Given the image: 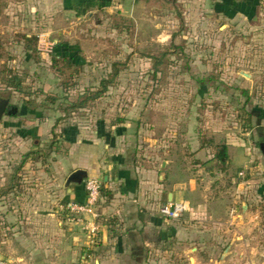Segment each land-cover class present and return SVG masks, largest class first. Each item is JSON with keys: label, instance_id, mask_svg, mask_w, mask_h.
<instances>
[{"label": "crops", "instance_id": "crops-1", "mask_svg": "<svg viewBox=\"0 0 264 264\" xmlns=\"http://www.w3.org/2000/svg\"><path fill=\"white\" fill-rule=\"evenodd\" d=\"M147 1L2 0L0 22L4 20V27L13 26V21L18 24V18L25 15L34 22L35 17L45 16L51 23L56 15L63 14L89 23L97 14H116L131 23L133 14L147 6ZM263 1L172 0V3L182 10L178 11L182 22H191L194 29H205L221 21L254 22ZM124 30L117 25L113 28L119 34ZM57 47L54 43L52 54ZM147 58L151 61L153 56ZM80 60L83 61L82 56ZM36 66L35 63L32 67L34 72L38 71ZM152 72L154 78L160 74V71ZM119 74L122 75L120 71ZM117 87V84L111 87L91 107L79 110L86 121L78 122L72 113V124L61 128L67 120L56 123L53 132L59 144L64 143L67 149L58 163L48 168L64 176L65 183L61 188L54 176V180L39 189L49 192L43 197L44 202L51 203L60 194L63 204L85 203L87 181L100 182L109 196H100L97 221L83 216L62 222L57 213H50L49 227H41L44 216L35 211L33 217L27 216L23 208L26 202L40 205V195L33 192L25 201L26 196L19 192L21 182L0 186L2 204L10 200V190L17 192L13 198L17 207L0 214V261L7 264H231L251 249L261 255L264 264V106L253 107L250 128L242 130L239 136L228 133L226 140L218 142L216 134L210 135L216 144L227 146L228 161L222 164L215 159V148L201 147L191 119H187L185 130L178 127L172 132L168 126L158 128V121L161 123L166 118L146 120L143 110L151 108L152 103L162 107L164 102L149 99L139 104L111 100L108 95ZM100 107L101 112L96 115L95 110ZM136 109L141 112L138 114ZM5 117L0 118V127L7 136ZM18 123L22 130L37 128L40 134L54 127L50 118ZM190 124L193 126L188 127ZM26 140L29 139L23 134H15L16 152L23 153ZM80 170L88 174L83 185L67 186L68 178ZM171 203H188L190 211L178 221L167 220L161 216L160 209ZM30 221L33 230L27 228Z\"/></svg>", "mask_w": 264, "mask_h": 264}, {"label": "rangeland", "instance_id": "rangeland-1", "mask_svg": "<svg viewBox=\"0 0 264 264\" xmlns=\"http://www.w3.org/2000/svg\"><path fill=\"white\" fill-rule=\"evenodd\" d=\"M179 10L172 0H148L147 6L140 7L133 14L131 23L116 14H97V18L89 23L76 21L74 17L66 18L63 14L56 15L51 23L45 16L35 17L34 22L25 15L23 19L18 18V24L13 21L10 28L4 27V20L0 22V78L6 67L12 68L23 76L25 94L43 90L61 98L57 105L41 109L39 106L44 97H37L33 107L26 111L23 104L26 96L6 91L7 88L0 82V98L9 99L12 106L18 107L22 113H29L15 118L5 117L7 136L0 127V186L21 182L19 192L24 193L25 201L32 197L33 192L40 195V205L26 202L23 208L27 216L33 217L34 211L44 216L41 227H49L50 213H57L62 222H67V212L62 209L67 204H63L62 196L57 195L51 203L44 202L43 197L49 192L39 190L54 176L61 188L65 183L64 176L48 168L58 163L67 149V145L62 143L49 152V146L55 139V125L64 117L67 122H60L61 128L72 124V113H75L78 122L86 121L82 112L70 110V103L78 98V91L98 88L103 78L112 77L115 64L122 75L114 79L112 85L119 87L110 92L109 98L139 104L149 99L163 101L162 107L152 103L148 110L142 109L143 116L145 119L166 118L161 123L158 121V128L168 126L172 132L178 127L185 130L187 119H191L198 134H205L207 139L216 134L217 141L222 142L228 133L239 136L242 130H248L251 110L256 105L264 106V1L254 22L221 21L205 29H194L191 22H182ZM116 25L125 29L122 32L124 35L119 31L114 33ZM25 38L31 40L29 47L33 54L27 52ZM54 43L58 45V51L52 54ZM58 54L76 58L82 71L81 89L66 93L62 87L68 82L67 76L71 71L67 69L65 76H61L56 68H52L51 59ZM147 56H153L152 60H148ZM155 59L161 60L157 78L152 72ZM35 63L37 72L32 68ZM59 67L66 69L62 62ZM64 98L69 99L68 103ZM101 108L95 110L96 115L100 114ZM135 111L138 114L141 112L140 109ZM46 118L51 119L54 127L44 129L41 134L37 128L22 130L21 125H17L18 122H42ZM16 133L29 139L24 142V155L33 150L40 152L24 165V170H21L24 155L20 150L16 152ZM39 167L42 169L38 170ZM9 193H12L10 200L5 204L0 202V214L17 207L13 202L16 189ZM27 228L33 230L34 224L30 221ZM262 260L260 254L249 249L231 264H262Z\"/></svg>", "mask_w": 264, "mask_h": 264}, {"label": "trees", "instance_id": "trees-1", "mask_svg": "<svg viewBox=\"0 0 264 264\" xmlns=\"http://www.w3.org/2000/svg\"><path fill=\"white\" fill-rule=\"evenodd\" d=\"M25 39H26V50H27V52L30 54H33L34 51L32 50L31 47H29V43L31 42V40H29L28 38H25ZM57 51H58V47L55 49V53ZM0 59H1V56H0ZM155 60H156V63L154 65V70L157 73V71H158L157 68L159 67V65H161V60H157V59H155ZM61 62L64 64V67L66 69H63L60 67L57 68V66ZM116 66L117 65L115 64L114 65V70H115L114 75L112 77H109V78H103L101 80V82L99 83L98 88H94V89L91 88L92 90L87 89L84 92L78 91L80 94H79L78 98L75 100V102L73 101L70 103V110L72 112H76L78 110L86 109L90 103H93V102L101 99L102 97L106 96V94L109 92L110 88L113 86L112 84L114 82V79L118 76L119 71L116 70ZM52 68H54V69L56 68L57 71L60 72L59 74L61 76H65V70L68 69L69 71H71L69 76H67L69 79L68 82L64 83L62 85V87L66 90V93L68 91L80 89L79 83H80L81 71H80V67H79L78 62L76 63V58L58 54L52 58ZM0 82L2 85H4L7 88L6 91L10 90L13 93L23 95V97L26 96L25 100H23V104L25 105L24 108L26 111H28L29 108L33 107L37 97H44V100L41 102V104L39 106L41 109H47L50 105L55 106L61 100V98L47 94L43 90H37L35 92L25 94V88L23 87V76L21 74H19L18 72H16L12 68L6 67L5 70L1 72ZM72 82H73V84H72ZM64 101H66L68 103L69 99L64 98ZM26 111H25V113H26ZM25 113H22L21 110L19 109V112H18L16 117L26 116L27 114H29V113H26V114ZM65 119H66V117L60 118L57 122V125ZM204 135L205 134L199 132L201 147L202 148H204V147L215 148L217 150V155H216L215 159L222 164H226L228 161L227 146L223 143L216 144L213 139H211V138L207 139ZM54 138H55L54 141L49 146V152L50 153L54 150L55 146L60 143L57 135H54ZM38 154H40L39 151H32V152L24 155L23 160H22V165L23 166L26 165L28 163V161H30L32 159V157L37 156ZM38 158L39 157H37L36 159H38ZM101 195L102 196L103 195L109 196V193L106 190L101 189ZM80 204H83V203H80Z\"/></svg>", "mask_w": 264, "mask_h": 264}, {"label": "built area", "instance_id": "built-area-1", "mask_svg": "<svg viewBox=\"0 0 264 264\" xmlns=\"http://www.w3.org/2000/svg\"><path fill=\"white\" fill-rule=\"evenodd\" d=\"M54 50V46L52 51ZM101 183L96 180H88L86 183V191L88 194L87 201L83 204L80 203H68L62 209L67 212V221H75L83 216H90L93 221H97L99 218L97 212V204L100 201L101 196ZM190 211V206L188 203L180 204H167L160 209V214L163 218L170 221L180 220L186 213ZM93 232L96 231L95 226L92 229ZM0 264H7L6 262L0 261Z\"/></svg>", "mask_w": 264, "mask_h": 264}, {"label": "water", "instance_id": "water-1", "mask_svg": "<svg viewBox=\"0 0 264 264\" xmlns=\"http://www.w3.org/2000/svg\"><path fill=\"white\" fill-rule=\"evenodd\" d=\"M10 105H11V102L9 99H5L2 101L1 107H0V118L3 117L4 113L6 112V110L8 109ZM11 107H12L11 109L12 111L9 112V116L16 117L19 112V109L18 107H15V106H11ZM87 178H88V174L85 171H82V170L77 171L68 178L67 186L83 185V183L86 181Z\"/></svg>", "mask_w": 264, "mask_h": 264}, {"label": "flooded vegetation", "instance_id": "flooded-vegetation-1", "mask_svg": "<svg viewBox=\"0 0 264 264\" xmlns=\"http://www.w3.org/2000/svg\"><path fill=\"white\" fill-rule=\"evenodd\" d=\"M4 99H2V98H0V107H1V103H2V101H3ZM12 107H11V105L8 107V109L6 110V112L4 113V115H3V117H5V116H9V112H11L12 110Z\"/></svg>", "mask_w": 264, "mask_h": 264}]
</instances>
